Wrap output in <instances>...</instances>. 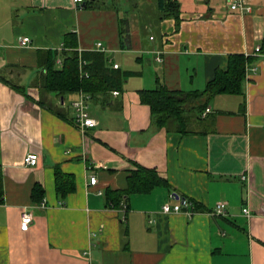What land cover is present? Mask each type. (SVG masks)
I'll use <instances>...</instances> for the list:
<instances>
[{"label": "crops", "instance_id": "1", "mask_svg": "<svg viewBox=\"0 0 264 264\" xmlns=\"http://www.w3.org/2000/svg\"><path fill=\"white\" fill-rule=\"evenodd\" d=\"M178 1L179 18L157 0L146 15L122 0H0V264H264V0L246 13ZM97 42L123 83L92 99L98 125L83 131L79 92L47 93L46 75L74 50L86 73ZM236 55L250 59L242 95L213 97L190 133L154 124L142 91L203 92ZM141 170L152 182L133 186Z\"/></svg>", "mask_w": 264, "mask_h": 264}, {"label": "trees", "instance_id": "2", "mask_svg": "<svg viewBox=\"0 0 264 264\" xmlns=\"http://www.w3.org/2000/svg\"><path fill=\"white\" fill-rule=\"evenodd\" d=\"M87 6L92 2L85 3ZM158 8L167 17L179 18L178 0H157ZM76 36L72 34L68 38V47L77 48ZM81 59L87 62L85 71L88 77H82L80 72V55L78 51L64 53V65L61 69L50 65L46 75L45 91L49 94L65 97L80 91L90 94L94 99L105 97L108 93L120 90L123 77L119 69H109L105 53L87 52L81 54ZM250 59L244 55L230 57L227 71L218 70L215 79L211 81L206 90L196 93H183L170 91L166 87H160L154 91H142V101L151 108L154 124L159 128L178 129L184 133H190V125L194 120H201L206 112L210 100L218 95H242L246 77V68ZM132 177L135 182L145 183L151 181L146 170H141ZM152 182V181H151ZM1 189V185H0ZM118 205V204H117Z\"/></svg>", "mask_w": 264, "mask_h": 264}, {"label": "built area", "instance_id": "3", "mask_svg": "<svg viewBox=\"0 0 264 264\" xmlns=\"http://www.w3.org/2000/svg\"><path fill=\"white\" fill-rule=\"evenodd\" d=\"M74 2H75V4H77L80 7H82L84 4V0H74ZM230 8L233 11H239L241 13L251 12V10H252L251 7L249 5H247V0H239V1L235 2L234 4H232ZM29 44H30L29 38L21 39V45L22 46H28ZM93 51L107 53L108 48L106 46H104V44L102 42H97L94 45ZM261 51H262V49L258 48V49H256L254 54H256V55L260 54ZM159 61H161V59H159ZM57 64L62 65V61L60 59L57 60ZM82 64H83V66L84 65L86 66V63L81 61V65ZM114 69H119V65H114ZM83 74H82V77H84V76L88 77L87 73H83ZM78 95H79L78 99L71 103V108L74 112V119H75L76 124L83 131L87 128L96 127L98 125V122L91 115V101H92L93 97L90 94L85 93L83 91H80L78 93ZM113 95L116 97L119 95V92L114 91ZM209 112H210V109H207L206 113H209ZM38 161H39L38 155H29L26 159V165L37 166ZM89 183L91 186H96L98 183L97 177L92 176L90 178ZM188 206H189V203L187 200H179V204L174 206V207H172L170 205H165L163 207V212L166 214L171 213L172 211L180 212L184 207H188ZM243 213L247 218L252 217V213L249 210V208H244ZM213 215L216 217L227 216L226 205L225 204H218L216 209L213 212ZM32 221H33L32 215L27 214V213L24 214L23 219H22V229L25 231L28 230Z\"/></svg>", "mask_w": 264, "mask_h": 264}, {"label": "rangeland", "instance_id": "4", "mask_svg": "<svg viewBox=\"0 0 264 264\" xmlns=\"http://www.w3.org/2000/svg\"><path fill=\"white\" fill-rule=\"evenodd\" d=\"M145 0H122V5L127 4L132 6V4H137L139 5V11L142 12L143 15H146V13L150 12L152 10L151 5H148L146 2L144 3Z\"/></svg>", "mask_w": 264, "mask_h": 264}]
</instances>
